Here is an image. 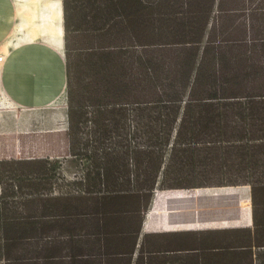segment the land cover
I'll list each match as a JSON object with an SVG mask.
<instances>
[{"label": "trees", "instance_id": "16d2710c", "mask_svg": "<svg viewBox=\"0 0 264 264\" xmlns=\"http://www.w3.org/2000/svg\"><path fill=\"white\" fill-rule=\"evenodd\" d=\"M62 1L66 123L0 131V264H264V0ZM224 189L249 223L152 222Z\"/></svg>", "mask_w": 264, "mask_h": 264}, {"label": "rangeland", "instance_id": "374dc122", "mask_svg": "<svg viewBox=\"0 0 264 264\" xmlns=\"http://www.w3.org/2000/svg\"><path fill=\"white\" fill-rule=\"evenodd\" d=\"M35 1V2H34ZM47 2L49 1H36V0H28V3L24 2L23 8L20 10L19 6L17 10H20L18 17L20 21L23 23L17 25L18 29H25L27 34V40L33 41L37 36H42L43 38L50 42L51 48L57 50V47L60 51L63 52L64 47V38L63 42L60 44L57 42V37L55 36V32H44L42 31L43 27L48 24L49 20L48 15L52 17V11H49L51 7L47 6ZM54 2L58 3L59 0H55ZM42 3V4H41ZM45 3V4H44ZM49 11V12H48ZM55 18L54 28L58 29L60 26L59 15ZM56 14V15H57ZM46 18V19H45ZM45 19V20H44ZM27 27V28H26ZM44 30V29H43ZM39 31V32H38ZM42 31V32H41ZM51 35L50 37L45 35ZM53 35V36H52ZM48 37V39H47ZM56 37V38H55ZM53 38V39H52ZM56 40V41H55ZM57 42V43H56ZM11 44V45H10ZM63 44V45H62ZM10 46H13L11 42H5L0 45V53L6 54L5 59L0 61V131L4 130H15V129H33V128H44L48 127L53 123V120L57 118L60 119V122L63 123L66 121V114L63 113V108L59 106H63L65 101V88L59 89L57 94H50L49 86L47 87L48 77L46 75L41 76L39 78L42 79L43 85L39 86L36 81H27L24 76L18 72L16 73H7V66L14 67V59L12 55L14 53L9 52ZM58 52V50H57ZM21 87L28 89L30 93L34 94L35 97L40 98L42 96L43 104H31L24 103L17 99H15L14 95L17 89H21ZM52 158H60L62 160V172L72 178L75 174H79L81 170V166L71 160L69 157V151L66 152L65 155L62 156H52ZM190 181L185 175L182 176L181 181L186 182ZM160 188V186H158ZM225 190H228L226 192ZM224 189L219 190L217 192H213V194H219V192L226 193H236L239 194V200L245 198L246 192L241 189ZM237 191V192H236ZM190 192H193L192 195L194 197L199 198L202 194H210L211 192L199 193L198 190L195 191H177L171 193V195L163 194L159 200V206H169L168 200L172 198V196H181L186 197ZM157 194V192L155 193ZM222 194V193H221ZM215 199V198H214ZM214 199L211 200H198L196 203L187 199L185 201L172 202L170 205L176 207H188V206H196L194 210H179L173 209L168 210L167 212H161L163 215H155L152 219L155 227L163 226V224L170 222L177 227L180 226H220V225H228V224H245L249 223V208L246 205L243 206H218V203H223V201H227L224 199ZM202 204V205H201ZM209 205V206H207ZM214 207H211V206ZM203 207V208H201ZM211 207V208H207ZM207 208V209H206ZM205 211H200L204 210ZM197 210V218H194V212ZM237 210H241V215H238ZM147 216V215H146ZM149 219H147L148 221ZM169 223V224H170ZM216 238H220L218 235L206 237L203 236L202 233L197 235H193L189 237L190 244H203L205 240L212 241ZM174 258V259H171ZM195 253H179L177 256H172L168 260L166 264H195ZM203 260H201L202 262Z\"/></svg>", "mask_w": 264, "mask_h": 264}, {"label": "crops", "instance_id": "0c3cea01", "mask_svg": "<svg viewBox=\"0 0 264 264\" xmlns=\"http://www.w3.org/2000/svg\"><path fill=\"white\" fill-rule=\"evenodd\" d=\"M24 2L28 3V0H0V45L5 42H11L13 46H10L9 52L12 55L16 51L12 55L15 66H7V73L18 72L28 82L36 81L39 86L43 85L42 79L39 77L46 75L48 77L47 87L49 86L50 94L56 95L59 89H66L67 85L65 46L61 53L59 52V47H57L58 52L51 48V44L43 36H37L33 41L26 39L28 36L25 29L17 28L18 23H22L17 14V7L19 6L21 10L23 5H25L23 4ZM16 92L14 97L21 102L43 104L42 96L37 98L28 89L21 87ZM65 104L59 107H62V112L67 114ZM63 121L61 123L60 119L57 118L53 120L50 126L44 128L64 126L66 121Z\"/></svg>", "mask_w": 264, "mask_h": 264}, {"label": "water", "instance_id": "95a60500", "mask_svg": "<svg viewBox=\"0 0 264 264\" xmlns=\"http://www.w3.org/2000/svg\"><path fill=\"white\" fill-rule=\"evenodd\" d=\"M240 186H243V185H238V186H233V187H240ZM211 187L215 188V187H218V186H211ZM193 188H196V187H193ZM193 188H187V189H193ZM201 188H205V187H201ZM182 189H185V188H182ZM225 191L228 192V190H225ZM232 191H235V189L232 190ZM226 192H219V194L218 193L217 194L210 193V194H206V195L202 194L199 198L194 197L192 195L193 192H190L189 195L186 196V197L172 196V198H169L168 203L171 204L172 202L185 201L187 199H190V201H192L193 203H196L198 200H200V201L201 200H205L206 201V200H211V199L215 198V199H224V200H228L230 202H233V203L226 204V206H236V205H238L239 203H237V202H239V194L226 193ZM207 206H209V205H207ZM211 207H214V206L212 205ZM211 207H207V208H211ZM201 208H203V207H201ZM200 211H205V209L204 210H200ZM237 212H238V215H241V210H237ZM197 213H198L197 210H195L194 218H197ZM142 230H143V232L145 231V220H144V223H143V229Z\"/></svg>", "mask_w": 264, "mask_h": 264}, {"label": "bare ground", "instance_id": "6f19581e", "mask_svg": "<svg viewBox=\"0 0 264 264\" xmlns=\"http://www.w3.org/2000/svg\"><path fill=\"white\" fill-rule=\"evenodd\" d=\"M36 1H49V2H47L48 4H47V6H49V7H51V9L49 10V11H52V17H50L49 15H48V19H50V18H52L51 20H49V22H48V24H46V26L44 27L43 25H42V27H43V29H42V31H44V32H52V33H54L55 32V36L57 37V42L58 43H62L63 42V38H64V27H63V10H62V0H59V2L58 3H56V2H54L55 0H36ZM35 2V1H34ZM42 4V3H41ZM45 4V3H44ZM48 11V12H49ZM20 12V10H18V13ZM60 13V15H59V21H60V26L58 27V29H55L54 28V24H53V22H55L54 20H55V18H56V16H58V14L57 13ZM57 14V15H56ZM46 19V18H45ZM44 19V20H45ZM41 31V32H42ZM39 32V31H38ZM45 35H47V34H44V36ZM43 36V35H42ZM47 36H51L50 34L49 35H47ZM53 36V35H52ZM55 37V38H56ZM47 39H48V37H47ZM53 39V38H52ZM56 41V40H55ZM48 42V41H47ZM56 42V43H57ZM50 43V42H49ZM63 45V44H62ZM60 48V47H59ZM61 50V49H60ZM1 54V53H0Z\"/></svg>", "mask_w": 264, "mask_h": 264}, {"label": "built area", "instance_id": "2783aa9c", "mask_svg": "<svg viewBox=\"0 0 264 264\" xmlns=\"http://www.w3.org/2000/svg\"><path fill=\"white\" fill-rule=\"evenodd\" d=\"M6 54H0V61H3L5 59Z\"/></svg>", "mask_w": 264, "mask_h": 264}]
</instances>
